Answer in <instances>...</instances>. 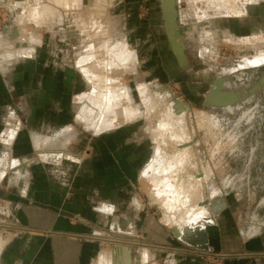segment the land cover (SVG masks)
<instances>
[{
    "label": "rangeland",
    "instance_id": "obj_1",
    "mask_svg": "<svg viewBox=\"0 0 264 264\" xmlns=\"http://www.w3.org/2000/svg\"><path fill=\"white\" fill-rule=\"evenodd\" d=\"M236 4L237 10L232 11L227 0H175L177 37L185 47L189 62L183 66L170 41L162 0H0V67L4 72L9 71L6 78L12 75L10 82L17 80L25 88L22 96L18 90L13 104L25 107L31 100L27 104L32 103L40 110L41 104L64 99L67 107L76 108L74 123L62 127L58 134L62 132L64 136V142L58 144L63 148H50V143H56L55 133L48 134L49 138L47 135L42 139L33 137V162L28 166L44 163L47 167L49 163L54 168L61 167L65 171L64 183L70 185L89 161L88 153H79L85 158L70 151L77 136L75 125H78L80 139L98 140L104 134H113L119 137L115 138L116 142L121 138L127 141L124 145L131 149L133 158L138 155L139 167H131L133 175L127 180L133 189L132 202L137 207L129 209L130 216L155 218L194 245L198 243L185 236L193 235L196 240L204 232L206 239L208 226L214 225L219 216L233 217L237 226L253 222L255 214L264 219V66L245 63V58L253 59L264 52V0H239ZM122 50L131 51L128 61H125L127 53L114 56ZM94 51L96 60L92 56ZM89 56L92 57L87 62L96 63L99 72L95 74L102 76L101 79L89 81L78 66L83 57L85 60ZM218 77L225 79L221 87H215ZM228 85L234 89L245 87L250 96L232 109L229 105L214 106L206 102L212 89ZM110 86L117 92L115 100L120 99V117L125 106L132 116L126 120L119 118L109 128L95 132L78 122V99L84 93H111ZM160 88H164L161 94ZM53 92L59 96L51 95ZM175 98L185 106L178 114L168 110L174 108ZM89 104L86 102L84 106L92 107ZM28 106L25 108L29 109ZM18 114L21 120L13 118L14 122L20 123L28 136L30 113L21 110ZM166 123L169 125L165 127ZM73 130L74 136H71ZM169 130L177 134L185 130L188 142H172ZM161 147L166 149L155 162ZM185 147L190 150L179 161L175 154ZM56 153L60 160L54 158ZM142 155L149 159H141ZM113 156L116 158L117 154L113 152ZM89 159L95 161L92 155ZM21 163L13 159L10 165L0 166V180L7 182L9 170L5 171V167L12 169ZM152 163L155 171L150 169ZM123 177L127 178L125 172ZM1 181L0 264H3L2 250L6 251L7 243L22 235L23 229L15 220L14 205L8 203L11 196L20 194ZM179 195L177 209L157 203L160 197L163 203L169 199L174 201ZM219 204L225 208L218 212L222 208ZM113 208L108 213L115 211V205ZM198 208H203L200 211L203 215L194 220ZM167 213L180 220L179 227L165 221L166 215L170 217ZM132 227L123 228L114 223L113 227L108 224L98 229L96 234L101 237L102 250L93 264L107 250L120 258V253L114 250L118 239L113 234L136 238L137 229L134 224ZM123 245L118 248L131 253L140 247L150 255L143 242L125 241ZM168 247L169 252L175 253V246ZM184 249L187 253L190 250L206 252L191 247ZM207 252L209 264H214L216 257L211 250ZM133 262L137 264V258Z\"/></svg>",
    "mask_w": 264,
    "mask_h": 264
},
{
    "label": "crops",
    "instance_id": "obj_2",
    "mask_svg": "<svg viewBox=\"0 0 264 264\" xmlns=\"http://www.w3.org/2000/svg\"><path fill=\"white\" fill-rule=\"evenodd\" d=\"M8 72L0 67V166L10 165L13 159H19L22 163L12 169L5 167V171L9 170L8 177L5 178L7 182L0 181L10 190L14 188V193L20 194L11 196L9 193L14 201L10 199L8 203L14 205L12 208L15 211V220L21 224L23 233L7 243L6 247H9L6 251L2 250L3 264H93L102 250L101 237L96 232L108 224L113 227L114 223L132 229L134 224L137 229L136 238L113 234L119 241L118 243L114 239L115 247H123V242L126 241L137 244L143 242L148 248L150 255L140 247L131 253L125 249L132 259L137 258V264H209L207 251L210 250L216 257L213 258L214 264H264V219H259L256 214L252 217L253 222H246L243 226H237L231 216H219L214 225L207 228L206 243L197 245L183 240L177 232L175 234L168 230L155 218L130 216L129 209L137 207L132 202L133 189L127 180L133 175L131 167H139L140 159L138 155L134 158L131 156V149L124 145L127 141H123V138L116 142L115 138H119L118 136L104 134L101 139L91 138L86 141L84 137H78L79 126L75 125L77 136L70 151L85 158L86 156L80 154L86 152L89 157L94 156L95 161H90L87 157L89 161L84 165L86 167L78 171V176L68 186L64 183L65 171L61 167L54 168L56 166L49 163L47 167L44 163L28 166L33 162V137L42 139L46 137L43 135L48 137V134L55 133L52 137L56 143H50V148L59 149L58 144L64 142V136L61 135L62 132L58 134L62 127L74 123L76 108L67 107L64 99L41 104L40 110L35 109L32 103L27 104L31 100L25 103V107L29 105V109L14 105V97L19 95L18 90L20 89L22 96L25 88L19 86L17 80L10 82L13 80L12 75L5 77ZM219 79L221 78L218 77L217 81ZM51 95L59 96V93L53 92ZM61 95L64 97V93ZM21 110L30 113L31 127L27 126L28 136L21 124L13 119L21 120L18 117ZM82 116L79 105L77 120L84 119ZM95 121H98L97 115L89 118L92 130ZM71 136H74V130ZM113 152L117 154L116 158ZM142 156L141 159H149L148 156ZM58 157L56 153L54 158L60 160ZM124 172L127 178L123 177ZM262 200L264 210V198ZM114 205L115 211L108 213L113 211ZM219 205L222 208L218 212L225 208L224 204ZM168 246H175V253L169 252ZM185 246L206 252L190 250L187 253Z\"/></svg>",
    "mask_w": 264,
    "mask_h": 264
},
{
    "label": "bare ground",
    "instance_id": "obj_3",
    "mask_svg": "<svg viewBox=\"0 0 264 264\" xmlns=\"http://www.w3.org/2000/svg\"><path fill=\"white\" fill-rule=\"evenodd\" d=\"M229 2V5L231 6V10L234 11V10H237L236 6L237 5L236 3L239 1V0H227ZM174 3H175V0H162V4H163V8H164V15H165V23L167 25V30H168V34L169 36L171 37L170 41L172 43V47H173V50H174V53L175 55L177 56L178 60L181 62V64L183 66H188V59L186 57V54H185V47L183 45V43L181 42L180 38L177 37L178 33H177V30H178V24H177V19H176V15H177V10L176 8L174 7ZM240 8H238L239 10ZM237 12V11H235ZM107 38V37H106ZM19 43V42H18ZM21 46V45H20ZM16 47V46H15ZM122 47V46H121ZM116 48V47H115ZM26 49V48H25ZM28 50H29V47H28ZM114 51V50H113ZM112 51V52H113ZM123 52H119V53H116L114 54V56H118V55H124L127 53V56H126V60L125 61H128L129 60V57L131 55V51L129 52L128 50H122ZM93 57H95V60H96V57L97 55L95 54V51H94V54H92ZM92 56H89L87 57L85 60H82L79 61V64L78 66L80 67V69L82 70V72L85 74V76L87 77V79L90 81V80H93L94 78L96 79H101L102 76H96L95 73H98V69L99 68H96V63L94 62V64L92 63H88L87 61L89 60L90 57ZM125 56V55H124ZM264 61V52L263 53H260V54H257L256 56H254L253 59H248V58H245V63L247 65H252L253 63H261ZM90 62V61H89ZM117 64V63H116ZM112 65V64H111ZM112 67V66H111ZM241 67V66H240ZM96 69V70H95ZM94 74H93V72ZM98 71V72H96ZM102 71V70H101ZM229 72V71H228ZM100 74V73H99ZM264 78V77H263ZM107 80H109V78H106ZM222 83H219V84H215L216 86L215 87H221L222 86ZM114 85V84H113ZM111 85V86H113ZM110 86L111 90L112 91L111 93H101L99 91H96V92H90V93H84L82 94L79 99H78V102L81 103L80 104V107L82 109V118H78L79 122H82V124L84 126H86L88 129H91V127L89 126V118L94 114V115H97V119L98 121H95L93 123V126H94V131L95 132H99V131H102V130H105L107 128H109L112 124H114L115 122H118L121 118L122 120H126V117H130L132 116V114L129 113V108L128 106H125L123 107V109L121 108L122 112L124 113L123 116L120 117V104H118V102L120 101V99H116L115 100V96H116V91L113 90V88ZM159 93L161 94V92L164 91V88H160L159 90ZM158 93V94H159ZM106 96V97H105ZM250 96L249 93H246V90H245V87H244V90H242V87H239L238 89H234L232 87H226L224 88L223 90H218V89H212L210 91V93L207 95L206 97V102L208 103H211V104H214V106H225V105H230V106H236L240 103H237V102H240L242 101V99H245V98H248ZM105 97V99H104ZM160 97V96H159ZM159 100V99H158ZM167 100V99H166ZM163 101V100H162ZM86 102H89L92 107H85L84 105L86 104ZM174 102H175V106L174 108H169L168 110L172 109L174 110L175 112L173 113H180L179 111H182L184 110L185 106H183L182 102L180 101V99L178 98H175L174 99ZM162 103V102H161ZM168 103V102H167ZM89 104V105H90ZM88 105V104H87ZM154 106V105H153ZM161 107V105H160ZM232 107H230L232 109ZM151 108V107H150ZM166 108V107H165ZM168 108V106H167ZM116 109H118L117 111H115ZM163 109V108H162ZM159 110V109H158ZM167 110V109H166ZM167 110V111H168ZM171 110V112H172ZM161 111V110H160ZM159 112V111H158ZM162 112V111H161ZM202 112V111H201ZM93 113L91 116L90 114ZM163 113V112H162ZM170 113V111H169ZM85 114V115H84ZM164 114V113H163ZM172 114V113H171ZM122 115V113H121ZM160 115V114H159ZM168 115V114H167ZM182 115V114H181ZM125 116V119L123 118ZM162 116V115H161ZM169 116V115H168ZM174 116V115H173ZM202 116V115H201ZM167 118V117H166ZM165 121V119H164ZM168 122V121H166ZM176 124V122H174ZM169 123H166L165 124V127L168 126ZM173 125V124H172ZM181 127V125H180ZM179 127V129H181ZM163 128V127H161ZM172 129V127H171ZM164 130V129H162ZM70 131V130H69ZM170 131V130H169ZM168 131V132H169ZM177 131V130H176ZM179 131V130H178ZM68 132V131H67ZM162 132V131H161ZM167 132V131H166ZM185 130H181L179 131V133L177 134V132L175 133L174 131H170L171 133V137L174 141H172V139L168 138V140H171L172 142H180V141H183V143L181 144H184V142H188L187 140V136L186 134L184 133ZM68 134V133H67ZM70 134V133H69ZM165 134V133H164ZM160 135V134H159ZM167 135H169L167 133ZM166 136V134L164 135ZM186 136V138H185ZM168 137V136H167ZM162 139V138H161ZM165 139V138H164ZM160 140V139H159ZM166 143V142H164ZM171 143V142H169ZM168 143V144H169ZM167 144V145H168ZM159 145H161L159 143ZM164 145V144H163ZM166 145V146H167ZM173 146V145H172ZM163 147V146H162ZM161 149L159 148V150L157 151V156L156 158L154 159L155 162H157V157H160V155H162V150L165 151V149ZM41 148V147H40ZM39 149V148H38ZM190 150V147H185V148H182L180 153H177L175 154L176 157L178 158V160L180 161L181 157H185L188 152ZM163 151V152H164ZM175 153V152H174ZM181 156V157H180ZM183 160V159H182ZM152 170L155 171V166L154 164L152 163L151 165V168ZM211 171V170H210ZM207 172H209L207 170ZM175 175V172L173 173ZM169 190H170V187H169ZM156 191H158L156 189ZM158 195H156L157 197ZM156 199V198H155ZM180 199V195L178 196V199L174 200V201H170L169 200H163L162 202L164 203H161V197L159 198V200L157 201V203L159 205H161L162 207L163 206H167V204H169V206L171 208H175L177 209V206L179 205L178 203L180 202L179 201ZM179 201V202H178ZM182 203V202H181ZM190 210L192 212V206H190ZM197 208V207H196ZM203 208H198V211H196V213L194 214V217L193 219L195 220L196 219V216L198 215H203L201 214L200 211H202ZM176 212V211H175ZM169 214V213H167ZM170 215V214H169ZM189 218H192V217H189ZM172 215L167 216L166 215V218H165V221L166 222H169L171 224L172 227H179L180 225V220L179 219H173ZM188 223L189 220L188 218L186 219ZM205 236V233L204 232H200V238L199 239H194L192 238L193 235H187L185 236V238H187L188 240L190 241H193V242H196L198 244H205L206 243V239L204 238ZM118 254L120 253L121 257H117L116 258V255L114 253V251H111V250H107V251H103L101 252V254L99 255V259L97 261V264H133L135 262H133L134 259H132L130 253L126 252L125 249L123 248H115L114 249ZM123 260V261H122Z\"/></svg>",
    "mask_w": 264,
    "mask_h": 264
},
{
    "label": "flooded vegetation",
    "instance_id": "obj_4",
    "mask_svg": "<svg viewBox=\"0 0 264 264\" xmlns=\"http://www.w3.org/2000/svg\"><path fill=\"white\" fill-rule=\"evenodd\" d=\"M257 64H264V63H253L252 65H257ZM224 88H226V87H224ZM224 88H216V89H218V90L220 91V90H223ZM238 88H239V87H238ZM238 88H236V89H238ZM236 89H235V90H236ZM242 90H244V87H242ZM242 100H244V99H242ZM240 102H241V101H240ZM240 102H237V103H240ZM238 105H239V104H238ZM225 106H227V105H225ZM229 107H232V106L229 105ZM232 108H233V107H232Z\"/></svg>",
    "mask_w": 264,
    "mask_h": 264
},
{
    "label": "water",
    "instance_id": "obj_5",
    "mask_svg": "<svg viewBox=\"0 0 264 264\" xmlns=\"http://www.w3.org/2000/svg\"><path fill=\"white\" fill-rule=\"evenodd\" d=\"M168 30H169V28H168ZM223 81V79H219L217 82H216V84H219V83H221ZM208 103V102H207Z\"/></svg>",
    "mask_w": 264,
    "mask_h": 264
}]
</instances>
